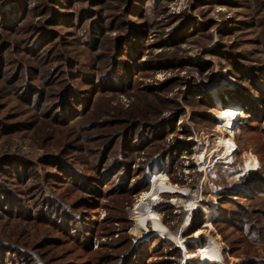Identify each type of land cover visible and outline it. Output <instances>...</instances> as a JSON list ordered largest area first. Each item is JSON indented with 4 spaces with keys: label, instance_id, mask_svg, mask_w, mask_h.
I'll list each match as a JSON object with an SVG mask.
<instances>
[{
    "label": "rangeland",
    "instance_id": "obj_1",
    "mask_svg": "<svg viewBox=\"0 0 264 264\" xmlns=\"http://www.w3.org/2000/svg\"><path fill=\"white\" fill-rule=\"evenodd\" d=\"M88 1L33 2L27 15H36L24 20L63 38L39 61L22 49L24 34L12 52L0 29V253L17 254L15 264H264V86L253 91L264 69V2ZM9 9L0 19L12 20ZM90 21L91 35L76 30ZM98 36L107 40L92 52ZM202 37L213 40L202 47ZM105 54L111 80L123 79L119 61L130 66L128 88L87 99L113 111L107 123L56 122L40 107L60 92L51 87L59 75L45 83L54 65L43 64L70 58L95 82L86 68ZM87 84L78 89L97 86ZM253 101L250 118L243 108ZM230 105L244 116L228 131L218 117ZM157 173L177 191L152 207L164 238L133 220ZM208 245L217 262L198 258Z\"/></svg>",
    "mask_w": 264,
    "mask_h": 264
},
{
    "label": "trees",
    "instance_id": "obj_2",
    "mask_svg": "<svg viewBox=\"0 0 264 264\" xmlns=\"http://www.w3.org/2000/svg\"><path fill=\"white\" fill-rule=\"evenodd\" d=\"M5 1H8V0H0V11H5V10L7 11V9H9V7L5 8L4 6ZM34 1L39 2L41 0H21V4H18V5L16 4L13 6L12 9H9L8 18H12V20L7 19V18L5 19L1 18L0 19V29L3 31L1 34V37L5 40H9V46H7V49L11 48L12 52L15 51V48L13 47H15L16 45V43L14 42V38L16 37L20 39L24 34L25 36H24V42H23L22 49H24V52H26L28 55L33 56L34 60L39 61V58H45L43 56L41 57L42 53L43 54L51 53L53 49L55 48L57 49L60 46V43L63 38L58 33H54L55 36L52 35L51 37H46L47 26L39 27L37 25H31L29 23L30 21L24 20L25 15L26 16L30 15L31 18H33L34 15H36V14L27 15L29 8L32 6ZM85 1H88V0H85ZM100 1L101 3H103V0H100ZM262 1L264 2V0ZM128 26L129 28H132L131 24ZM17 27H19L18 30H17ZM81 27L82 26L77 27L76 30L80 32L84 31V33L87 32L90 35L93 33L92 28H94V26L91 24V21L88 22V26L86 28H81ZM98 37H99L98 38L99 42L94 43L95 46L91 48L92 52L99 51L101 49V46H103L105 41L107 40V38L104 36H98ZM202 38L204 39L206 38L205 40H207V42H204L203 44H201L202 47H205L211 40H213L211 37H202ZM49 39H52V42L47 43ZM55 40H58V41L55 42ZM18 42H20V40H18ZM44 44H45V47L50 46L52 48L50 50H45V47L43 46ZM131 59L135 60V55L132 56ZM60 60L62 61V63H58L57 60H53L52 62L47 61L45 64H43V65H46V64L54 65L51 68V71L48 73V75H50L49 76L50 78L46 80L45 83L47 84L49 83V81H51V76L53 77L55 75H59L60 82L55 83V85L51 84L52 85L51 87L55 88L56 89L55 91H60V92H55L51 95H48L40 103V107L50 106L51 111L56 113V118H55L56 122L60 119V120H65L66 123L73 122V124H75L76 126L81 125L82 122L86 120L107 123L106 121H104V119L107 116L112 115L113 111L105 113V111H103L101 108L98 109L96 104H94L93 108H90L91 104L87 103V99H94L98 95V93H102V92L111 93L112 90L119 91L118 90L119 88H121L122 90H124L125 88H128L129 84L127 80L125 83H123V81H125L124 80L125 76L123 75H124V72H126L127 74L126 79L129 77V74H128L130 71L129 62L121 63V61H119V68H117L118 74H115V76H117L118 78V75H119L123 77V79L122 80L119 79V81H116V80H111V74L109 73V68L106 67V64H105L106 54L101 60L104 62L103 65H101L98 59H96V62L92 61L91 64L86 69H88L89 71L91 70L96 71L97 78L95 82H93L91 78H86L84 74L79 73V70H80L79 62H75L70 58L68 59L60 58ZM64 61L65 63H63ZM125 68H127V70H125ZM259 73H260V76L257 78L259 82H256V85L254 86L253 91L255 92V94L261 96L263 95L261 92V87L262 85L264 86V83L262 82V78H264V69H260L258 74ZM108 76H109V80H107ZM88 81L90 84H87ZM4 83H5L4 90L8 92L9 91L8 84L6 82ZM82 83L87 84V85H92L94 83V84H97V86L93 87L92 85V86H88L89 88L86 90L84 88L79 90L78 88L81 86ZM51 87L48 86L47 91L49 89H52ZM63 92L68 93L72 97L71 101H69L68 99L62 100V98H60L59 102L56 101V97L57 96L60 97ZM81 100L83 102H80ZM22 101L23 103H25V106H26V103L28 102V100H22ZM251 103L252 104L250 106L243 108L244 113L248 115L250 118L254 115L253 113L255 111L253 110L254 105L257 104L259 106L258 102L256 101H253ZM87 104L88 106L85 108V105ZM32 105L34 106V104L31 102L29 106H32ZM44 117H46V115ZM116 120H120V119H116ZM126 120L127 122H130L128 119ZM0 123H4L2 119H0ZM65 124L62 126L66 127ZM109 135L110 134L108 133V134H102L100 136H109ZM53 178L59 181L62 179L58 175ZM72 184H74V182H72ZM7 252L9 253V251ZM7 252L3 254L0 253V262H6V260H10L11 264H15L14 257H17V254H12L11 251L9 254ZM16 259L20 261L21 264H25L23 258H16Z\"/></svg>",
    "mask_w": 264,
    "mask_h": 264
},
{
    "label": "bare ground",
    "instance_id": "obj_3",
    "mask_svg": "<svg viewBox=\"0 0 264 264\" xmlns=\"http://www.w3.org/2000/svg\"><path fill=\"white\" fill-rule=\"evenodd\" d=\"M217 104L218 103H215V105ZM243 116L244 115L239 107L230 105L227 109H223L218 117L221 124L220 129L228 131L232 130L235 127V121L237 118L239 119ZM224 143L226 144L228 152H230L233 147L232 142L230 139H226L224 140ZM214 153L216 152H213L212 154ZM200 171H203V169H200ZM149 185H151L150 192L143 194L134 208L133 220L136 223V229L144 231L149 228L150 231H144V233L152 232L154 235L164 238L166 236L164 233L165 230L160 225L158 215L154 212L152 207L155 205V202L159 200L161 194H176L177 191L175 188L168 186L165 183L163 175L158 173L150 177ZM148 225L150 227H148ZM197 235H199V233ZM197 254L198 258L203 262L218 261L217 251L211 245L201 247L198 249Z\"/></svg>",
    "mask_w": 264,
    "mask_h": 264
},
{
    "label": "water",
    "instance_id": "obj_4",
    "mask_svg": "<svg viewBox=\"0 0 264 264\" xmlns=\"http://www.w3.org/2000/svg\"><path fill=\"white\" fill-rule=\"evenodd\" d=\"M154 234V233H153Z\"/></svg>",
    "mask_w": 264,
    "mask_h": 264
}]
</instances>
